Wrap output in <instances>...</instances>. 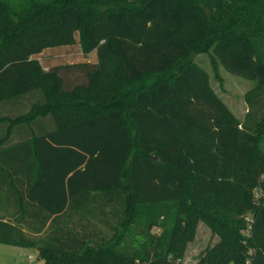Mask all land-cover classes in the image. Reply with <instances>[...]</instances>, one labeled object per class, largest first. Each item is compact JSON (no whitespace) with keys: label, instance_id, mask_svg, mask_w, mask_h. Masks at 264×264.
<instances>
[{"label":"trees","instance_id":"16d2710c","mask_svg":"<svg viewBox=\"0 0 264 264\" xmlns=\"http://www.w3.org/2000/svg\"><path fill=\"white\" fill-rule=\"evenodd\" d=\"M76 34L97 62L45 71L35 57ZM198 50L253 83L242 120L191 62ZM8 104L19 114L0 118V192L17 207L1 244L43 264H181L201 222L219 241L197 264H264V0H0ZM107 208L106 249L88 225L42 244L21 228Z\"/></svg>","mask_w":264,"mask_h":264},{"label":"rangeland","instance_id":"374dc122","mask_svg":"<svg viewBox=\"0 0 264 264\" xmlns=\"http://www.w3.org/2000/svg\"><path fill=\"white\" fill-rule=\"evenodd\" d=\"M42 63L47 62L52 66L65 64H76L83 62H97V54L93 52L89 56H84L76 34V43L72 46L48 49L44 54L37 56ZM191 62L205 72L210 80L214 91L220 96L233 114L242 120L247 113V106L244 102V94L252 87V82L245 80L237 75L228 73L216 60L211 51H196L191 58ZM264 180V175L262 181ZM16 198V197H15ZM14 197H9L6 191L0 192V219H15L16 208ZM100 211V210H99ZM97 209H92L89 213L72 214L57 222L53 221H33L27 220L21 226L24 235L28 240L37 244L45 243L55 232L60 230H80L81 225H88V229L95 232L98 241L91 246L95 249L108 248L110 245L103 244L113 237V226L116 225L113 208L105 209V215ZM79 228V229H78ZM134 243L138 247L143 240L139 236H134ZM219 236L215 234L205 224L199 222L196 228L195 238L188 244L187 251L181 264H197L199 258L208 249L216 245ZM34 260L30 261L29 257ZM88 260L92 264H99V259L94 257V253H89ZM94 259V260H93ZM103 260V257H102ZM97 262V263H96ZM44 261L38 249H25L17 246L5 245L0 243V264H43ZM136 264H141L137 262Z\"/></svg>","mask_w":264,"mask_h":264},{"label":"crops","instance_id":"0c3cea01","mask_svg":"<svg viewBox=\"0 0 264 264\" xmlns=\"http://www.w3.org/2000/svg\"><path fill=\"white\" fill-rule=\"evenodd\" d=\"M46 51H44L42 54H44ZM35 58L40 61V63L43 66V69L45 71H47L49 68L54 67L47 62L42 63L41 60L37 56ZM20 103L26 104L25 101H21ZM17 107L18 106L16 105V108H15V106H13V104L12 105L8 104L7 106H0V118L13 117L16 114H19V111H18L19 109ZM43 125H49V124L47 122H38L36 124V131H34L28 127L25 129H19L15 134H13V136L11 138H13L14 142H18L19 139H21V138H30V136L33 134V132H35V133L43 132L44 131ZM5 132H6V126H4L2 123H0V137L4 136Z\"/></svg>","mask_w":264,"mask_h":264},{"label":"built area","instance_id":"2783aa9c","mask_svg":"<svg viewBox=\"0 0 264 264\" xmlns=\"http://www.w3.org/2000/svg\"><path fill=\"white\" fill-rule=\"evenodd\" d=\"M260 196V191H256L255 192V198L258 199ZM246 221L250 224L252 222L251 218H247ZM30 261L34 260V257L33 256H30L29 257Z\"/></svg>","mask_w":264,"mask_h":264}]
</instances>
